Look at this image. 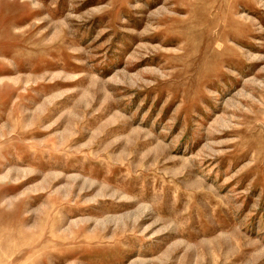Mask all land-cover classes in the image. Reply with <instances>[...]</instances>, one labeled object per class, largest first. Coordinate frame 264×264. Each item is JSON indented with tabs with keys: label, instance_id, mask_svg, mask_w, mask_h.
I'll use <instances>...</instances> for the list:
<instances>
[{
	"label": "rangeland",
	"instance_id": "1",
	"mask_svg": "<svg viewBox=\"0 0 264 264\" xmlns=\"http://www.w3.org/2000/svg\"><path fill=\"white\" fill-rule=\"evenodd\" d=\"M0 264H264V0H0Z\"/></svg>",
	"mask_w": 264,
	"mask_h": 264
}]
</instances>
